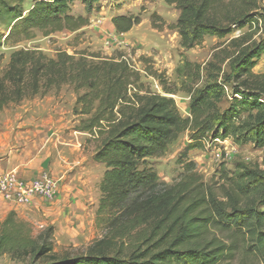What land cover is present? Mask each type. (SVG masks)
<instances>
[{
	"label": "trees",
	"instance_id": "obj_1",
	"mask_svg": "<svg viewBox=\"0 0 264 264\" xmlns=\"http://www.w3.org/2000/svg\"><path fill=\"white\" fill-rule=\"evenodd\" d=\"M76 1L90 11L101 0H31L28 9L26 0H0V111L40 92L73 87V113L85 117L75 130L95 141L92 160L105 167L95 217L101 235L83 254L58 257L53 227L35 234L30 223L10 212L0 222V257L28 264H224L240 236L264 249V169L240 165L232 176L222 170L219 185L204 183L195 164L185 161L205 143L228 139L264 148V74L253 72L264 58V30L256 41L254 33H244L218 47L206 64L205 79L200 65L183 61L176 77L189 97L185 118L174 99L141 94L140 74L124 59L61 50L50 58L35 49L17 50L1 68L5 45L30 41L36 32L50 37L87 27L88 17L71 14ZM164 2L179 11L171 28L184 51L200 46L206 37L224 39L234 30L264 24L263 0ZM152 19L155 27L160 19ZM139 23L133 15L111 19L118 34ZM140 61L165 95H175L149 58L141 56ZM225 63L228 72L222 69ZM227 96L228 106L220 109ZM185 132L189 143L177 161L183 174L162 186L148 161L164 156Z\"/></svg>",
	"mask_w": 264,
	"mask_h": 264
},
{
	"label": "rangeland",
	"instance_id": "obj_2",
	"mask_svg": "<svg viewBox=\"0 0 264 264\" xmlns=\"http://www.w3.org/2000/svg\"><path fill=\"white\" fill-rule=\"evenodd\" d=\"M30 4L31 0H26L25 8L28 9ZM262 6L264 7V0ZM70 11L72 15L88 17L89 25L76 33L63 31L50 37H43L36 32L35 37L30 41L5 45L1 50L3 53L1 68H6L10 55L17 50L35 49L50 58L55 56L57 50H61L70 55L85 53L88 56L97 55L103 59H124L140 74L141 94L150 92L174 99L180 115L184 118L189 117V97L180 91V81L176 77V70L183 61L187 60L200 65L205 79L206 64L218 47L227 45L230 39L244 33H254L252 40L256 41L263 35L264 30V24L260 23V26L255 29L250 30L245 27L234 30L224 39L206 37L200 46L184 51L180 48V39L176 30L171 28L176 24L179 11L165 4L164 0H101L90 11L76 1L71 5ZM119 15L139 17L140 23L129 32L118 34L111 24V19ZM153 15L160 19H155V27L152 25ZM141 56L151 60V66L163 75L167 85L175 91V95H165L158 80L145 74V66L140 61ZM222 69L228 72L226 63L222 65ZM253 72L264 74V58L257 63ZM229 88L230 86H227V91ZM82 93L83 90L78 92L79 95ZM76 97L73 87L65 85L58 91L51 90L46 94L40 92L34 97L24 98L18 104L10 103L3 108L0 111V162L5 153L9 154L20 147V144L14 140L11 126L16 121L19 122L22 116H27L34 108H39L41 113L48 112L49 107L55 110L60 109V112L70 116L72 126L77 127L85 117L73 113ZM229 100V96L225 97L220 109H225ZM56 105H59V108H56ZM87 139L89 140L86 145L87 150L94 152L95 141L90 136ZM188 143V132L182 133L168 146L164 156L148 161V165L155 170L162 186L172 185L182 176L183 168L177 161ZM185 161L195 164L196 172L202 177L204 183L221 185L219 175L222 170H225L229 176H232L240 165L263 170L264 148L256 147L251 143L236 145L228 139L205 143L204 149L189 152ZM102 168L105 169L104 165ZM19 218L30 223L35 234L48 227L40 220ZM61 230L62 232L53 227L54 252L58 257L83 254L87 247L101 235V230L95 225L86 229L85 234L73 232L69 235L64 233V229ZM0 264H28V261H17L4 255L0 257ZM224 264H264V249L258 250L256 244L247 236L244 238L240 236L236 240L233 256Z\"/></svg>",
	"mask_w": 264,
	"mask_h": 264
},
{
	"label": "crops",
	"instance_id": "obj_3",
	"mask_svg": "<svg viewBox=\"0 0 264 264\" xmlns=\"http://www.w3.org/2000/svg\"><path fill=\"white\" fill-rule=\"evenodd\" d=\"M54 110L49 107L48 112L41 113L39 108H34L11 126L20 147L5 153L0 174L15 171L20 177L33 180L48 173L58 181L56 198L48 201L34 197L24 206L0 198V222L8 213L15 212L19 217L40 220L58 231L64 229L69 235L85 234L86 229L95 225L99 186L105 169L93 162L94 152L86 148L89 135L76 131L69 115Z\"/></svg>",
	"mask_w": 264,
	"mask_h": 264
},
{
	"label": "built area",
	"instance_id": "obj_4",
	"mask_svg": "<svg viewBox=\"0 0 264 264\" xmlns=\"http://www.w3.org/2000/svg\"><path fill=\"white\" fill-rule=\"evenodd\" d=\"M57 192L58 181L48 173L33 180H26L15 171L0 174V198L15 206H24L34 197L51 201Z\"/></svg>",
	"mask_w": 264,
	"mask_h": 264
}]
</instances>
